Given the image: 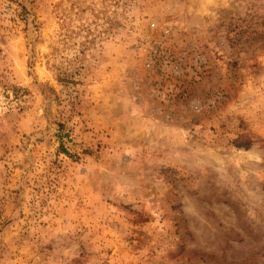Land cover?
Masks as SVG:
<instances>
[{
  "label": "rangeland",
  "instance_id": "374dc122",
  "mask_svg": "<svg viewBox=\"0 0 264 264\" xmlns=\"http://www.w3.org/2000/svg\"><path fill=\"white\" fill-rule=\"evenodd\" d=\"M0 264H264V0H0Z\"/></svg>",
  "mask_w": 264,
  "mask_h": 264
}]
</instances>
